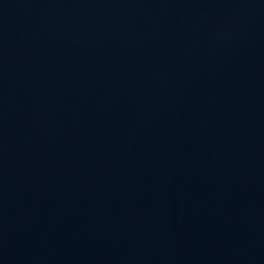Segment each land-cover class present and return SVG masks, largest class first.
I'll return each mask as SVG.
<instances>
[{
  "label": "water",
  "instance_id": "water-1",
  "mask_svg": "<svg viewBox=\"0 0 264 264\" xmlns=\"http://www.w3.org/2000/svg\"><path fill=\"white\" fill-rule=\"evenodd\" d=\"M0 264H264V0H0Z\"/></svg>",
  "mask_w": 264,
  "mask_h": 264
}]
</instances>
